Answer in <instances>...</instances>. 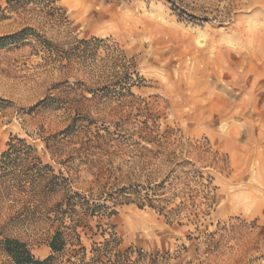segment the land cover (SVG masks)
<instances>
[{
	"label": "rangeland",
	"instance_id": "rangeland-1",
	"mask_svg": "<svg viewBox=\"0 0 264 264\" xmlns=\"http://www.w3.org/2000/svg\"><path fill=\"white\" fill-rule=\"evenodd\" d=\"M176 3L0 0V159L9 143L39 158L0 160V264H15L6 236L51 254L55 176L104 206L88 221L96 234L77 229L88 264H264V0ZM92 38L110 40L80 43ZM167 128L224 160L204 171L210 206L181 224L107 193L145 180L128 144L153 147ZM98 224L120 238L99 257ZM81 246L57 264L80 261Z\"/></svg>",
	"mask_w": 264,
	"mask_h": 264
},
{
	"label": "trees",
	"instance_id": "trees-1",
	"mask_svg": "<svg viewBox=\"0 0 264 264\" xmlns=\"http://www.w3.org/2000/svg\"><path fill=\"white\" fill-rule=\"evenodd\" d=\"M47 1L53 3L56 0ZM168 1L173 3L176 11H178L179 7L176 6V0ZM180 9L181 13L185 12L182 8ZM190 16L192 19H198L193 14ZM108 40L110 39L92 38L81 40L80 43L88 46L94 41L103 43ZM131 94L133 93L131 92ZM174 130V128H167L164 135H160L161 138H164L163 140L156 139V136L147 138L146 141L154 144L153 147L143 145L140 142L128 144V146H133L132 150L137 151L139 160L143 162L142 175L145 176V180L143 182H128L121 187L112 189L111 192H107L109 199L117 200L120 204L133 202L140 208H153L168 220L177 221L180 224L184 217H188V219L191 216L199 217V204L210 206L208 201L211 198V186L214 177L210 173L206 175L204 171L215 168L224 160L221 159L218 151H214L209 146L208 141L207 143L197 140L193 143L181 138L172 140L171 137L175 134ZM18 142L25 143L24 139L21 138H18ZM9 144L11 149L2 153L0 159L2 164L18 159H39L34 154L32 146H28L27 150L24 151L16 150L15 155H13L14 150L12 148L16 145L15 143ZM0 169L6 170L4 167H0ZM46 169L50 168L48 166L38 168L42 177L48 173ZM47 187L50 195L56 193L62 195L61 201L52 207V210L49 211L50 216H48L53 224L58 226L48 243L51 254L44 259L37 258L28 242L6 236L3 240V249L15 264H57L59 258L65 256L68 243L82 245V235L77 229L84 227L96 234L97 232H94V228L88 221L94 217L102 219L105 214L104 206L92 201V196L89 195V197L73 191L72 185L68 182V177L55 176L54 180L48 182ZM67 219L71 221L70 225L66 224ZM97 227L98 232L100 231L105 237L103 245L93 249V252L99 257L104 250L119 245L120 238L112 225L104 227L102 224H98ZM75 250L76 255L80 254L81 251L83 252L81 253L82 256H79L80 261L72 260L69 257L67 259L69 264H88L84 261L87 248L81 246Z\"/></svg>",
	"mask_w": 264,
	"mask_h": 264
}]
</instances>
